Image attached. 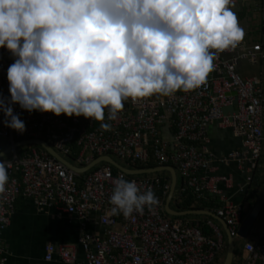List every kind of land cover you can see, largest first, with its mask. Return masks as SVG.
Instances as JSON below:
<instances>
[{"label":"built area","instance_id":"built-area-1","mask_svg":"<svg viewBox=\"0 0 264 264\" xmlns=\"http://www.w3.org/2000/svg\"><path fill=\"white\" fill-rule=\"evenodd\" d=\"M238 1L233 0V4ZM253 2V10L264 21V0ZM244 33L245 36V29ZM263 59L262 43L248 45L242 40L237 48L214 58L215 68L200 88L187 93L177 91L170 97L126 102L112 120L107 118V110L104 121H93L83 116H56L35 110L28 113L17 104L13 105L14 113L26 126L21 134L4 125L0 111V153L10 148L0 156V161L11 163L6 191L0 194V264L7 261L1 234L19 196L29 199L37 209L53 207L58 215H73L79 220L78 247L48 243L44 247L47 261L57 258L73 264L81 250L85 264H211L224 248L222 233L211 220L205 224L209 232L204 233L198 222L172 218L165 212L170 189L168 171L166 176L155 174L158 172L126 174L102 161L77 172L37 144H18L43 140L78 168L111 154L123 160L125 166L118 164L128 169H145L139 166L147 164L152 165L149 168L170 166L181 183L177 197L187 192L196 201L214 196L218 205L208 211L224 222L232 238H237L244 219L243 204L233 202L225 193L224 188H232L231 175L211 171L237 161L246 186L261 165L264 74L260 70L254 75H243L238 62L257 64ZM11 63L10 52L0 48V98L9 96L6 72ZM230 105L233 110L224 112ZM213 121H218L219 129H230L240 138L241 148L220 156L210 152L207 130ZM101 123L110 124V130H102ZM117 177L135 180L141 191L151 188L157 203L151 210L146 206L142 213L134 212L128 218L111 214L109 198L112 181ZM89 223L100 225L102 233L90 232ZM238 264H264V229L255 240H244Z\"/></svg>","mask_w":264,"mask_h":264},{"label":"clouds","instance_id":"clouds-1","mask_svg":"<svg viewBox=\"0 0 264 264\" xmlns=\"http://www.w3.org/2000/svg\"><path fill=\"white\" fill-rule=\"evenodd\" d=\"M233 0H0V48L13 57L0 98L4 125L32 113L116 118L125 103L200 88L214 58L244 38ZM110 124L101 123L102 130ZM10 161H0V194ZM110 213L151 210L157 198L135 180L113 181Z\"/></svg>","mask_w":264,"mask_h":264},{"label":"crops","instance_id":"crops-1","mask_svg":"<svg viewBox=\"0 0 264 264\" xmlns=\"http://www.w3.org/2000/svg\"><path fill=\"white\" fill-rule=\"evenodd\" d=\"M243 75L249 74L244 73ZM207 134L209 137L208 150L216 155L227 153L233 148H241V139L236 137L230 129L222 130L215 126L210 130H207ZM166 136H168V131L166 132ZM260 162L261 165L259 169L255 171L251 183L246 186L244 184V173L239 172L237 167H234L233 165H220L218 168L214 167L211 173L231 175V179L233 180L232 181L230 179L232 188L225 189L222 185H220V187L224 188L225 193L235 203L244 204L248 199L251 209L256 201L264 180V146ZM180 184V180L177 179L175 192L171 201H174V197ZM242 186L245 187L242 188V190H239V188ZM198 210L208 211L207 209ZM56 212L57 210L53 207H44L43 209H37L29 199H26L22 196H19L16 199L14 213L10 217L9 224L1 234L3 246L7 251V261L5 264H66L61 262L57 258H54L50 261L45 260L44 247L48 243H52L54 245L75 244L78 247V237L80 231L79 220L73 215H66L64 213L58 215ZM171 217L173 218L175 216ZM214 220H216L223 228V225L219 220L215 218ZM193 222L199 223V221ZM263 229L264 219L262 227L258 232H255L250 236L248 233L246 239H241L240 237L236 238L238 239L237 241L239 244V248L236 252V255L233 254L232 262L235 259V264H238L241 255V245L244 240H255L258 237L260 231H262ZM88 230L93 233L101 234L103 228L100 225L89 223ZM233 241H235L234 238ZM73 264H85L81 250L78 251L77 262Z\"/></svg>","mask_w":264,"mask_h":264},{"label":"water","instance_id":"water-1","mask_svg":"<svg viewBox=\"0 0 264 264\" xmlns=\"http://www.w3.org/2000/svg\"><path fill=\"white\" fill-rule=\"evenodd\" d=\"M231 110H233V105H230L229 107L224 108V112L231 111ZM217 122L218 121H213L208 126V130H210L212 127H215L217 125ZM20 144H37V145L41 146L42 148H44L51 156L62 161L66 166H68L69 168H72L73 170H75L77 172H84V171L90 169L91 167H93L95 164L102 162V161L112 164L115 168L123 171L126 174H150V173H154V172L168 171L170 174L171 180H170V189H169V192H168L167 197L165 199V205H164L165 212L168 215L175 216V217L184 216V215H188V214H203V215H209V216L219 220L222 223L223 229H224L225 234L227 236V247H226V253H225L223 264H231L232 263L235 244H234L233 238L229 234V231H228L226 225L224 224V222L220 218L216 217L212 212L206 211V210L178 211V210L172 209L170 207V201L174 195L175 185H176V174H175V171L172 167L160 166V167L145 168V169H128V168H125V167L119 165L117 162H115L109 156H100V157L95 158L92 162H90L86 166H84L82 168H78V167H75L74 165H72L71 163H69L68 161H66L64 158H62L47 142H45L43 140H39V139L26 140V141L20 142L18 145H20ZM237 149L233 148L231 151L237 150ZM9 150H10V148L5 149L2 153H0V156L6 154ZM231 151H229V152H231ZM229 152H227V153H229ZM227 153H221L220 155H225ZM230 165L231 166L233 165L234 167H236L237 161H233L226 166H230ZM263 204H264V180H263L261 189L259 191V194L256 198L255 203L253 204L248 215L243 219L241 225L238 228V234H239V237L241 239L247 238L249 230L251 229L252 225L254 224L255 220L257 219V217H258V215L262 209Z\"/></svg>","mask_w":264,"mask_h":264},{"label":"rangeland","instance_id":"rangeland-1","mask_svg":"<svg viewBox=\"0 0 264 264\" xmlns=\"http://www.w3.org/2000/svg\"><path fill=\"white\" fill-rule=\"evenodd\" d=\"M231 7L237 15L239 24L246 31V35L243 38L244 42L248 45L254 42H260L263 44V47H264V31H263L264 28L262 29V26H261L263 23L261 21V18L258 16V14L255 13V11L253 10L254 8L253 0H247L245 2H242L239 0L236 4H232ZM238 68H239L240 73L242 74L248 73L249 75H252V74L259 72L260 70H262L264 74V59L260 63L257 62V64H251V63H248V61L240 60L238 62ZM263 146H264V143H263ZM89 156H90L89 153L85 154L86 158H88ZM111 158H113L117 163L125 166V162L121 160L120 158L116 157L115 155L111 154ZM71 162L76 164L72 160ZM98 165H100V163ZM155 174L159 176L169 175L168 172L166 171H160ZM249 205L250 203H249V200L247 199L246 202L243 204L244 218L248 215L250 211ZM170 207L175 208L174 201H171ZM180 217L181 219L187 220V221H191V220L199 221L202 225L206 224L208 220H211V222L220 229L222 236H223L224 248L218 253L216 259L211 264H223L225 253H226V236H225L224 230L221 227V225L216 220H214V218L203 215V214H188V215H184ZM263 219H264V206L261 209L251 229L249 230V236L260 230V228L262 227ZM234 239H235L234 255H236V252L239 248V244L237 241L238 239H236V237ZM235 262L236 261L234 259L232 264H235Z\"/></svg>","mask_w":264,"mask_h":264},{"label":"trees","instance_id":"trees-1","mask_svg":"<svg viewBox=\"0 0 264 264\" xmlns=\"http://www.w3.org/2000/svg\"><path fill=\"white\" fill-rule=\"evenodd\" d=\"M262 23L263 24L261 26L263 29L264 28V21H262ZM139 167L149 168V167H152V165L151 164L142 165V166L140 165ZM174 204H175L174 209L178 210V211L198 210V209L212 210L213 207L218 205L217 199L212 195H207L205 197V199L202 201H196L194 195L191 192L184 193V194H182L181 197H177V194H176L174 197ZM173 218H181V217L179 216V217H173ZM199 224H200L202 231L204 233L209 232V230L205 224L202 225L200 222H199Z\"/></svg>","mask_w":264,"mask_h":264}]
</instances>
